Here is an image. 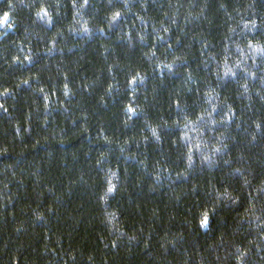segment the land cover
Returning <instances> with one entry per match:
<instances>
[{
    "label": "trees",
    "instance_id": "16d2710c",
    "mask_svg": "<svg viewBox=\"0 0 264 264\" xmlns=\"http://www.w3.org/2000/svg\"><path fill=\"white\" fill-rule=\"evenodd\" d=\"M4 12L0 264H264V0Z\"/></svg>",
    "mask_w": 264,
    "mask_h": 264
},
{
    "label": "snow or ice",
    "instance_id": "6c2138e0",
    "mask_svg": "<svg viewBox=\"0 0 264 264\" xmlns=\"http://www.w3.org/2000/svg\"><path fill=\"white\" fill-rule=\"evenodd\" d=\"M8 13L7 12H4L3 13V16L0 17V23H4V21L8 18ZM9 27H11V25H8ZM131 111V109H129ZM207 222V218L205 217L204 220L201 221L202 224L206 223Z\"/></svg>",
    "mask_w": 264,
    "mask_h": 264
}]
</instances>
